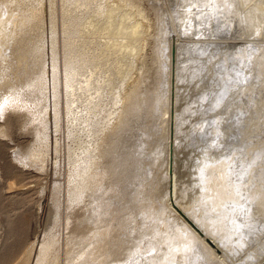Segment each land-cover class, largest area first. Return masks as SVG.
<instances>
[{
  "label": "rangeland",
  "instance_id": "1",
  "mask_svg": "<svg viewBox=\"0 0 264 264\" xmlns=\"http://www.w3.org/2000/svg\"><path fill=\"white\" fill-rule=\"evenodd\" d=\"M88 1H91L90 6L87 4ZM134 1L135 0H133L134 4L132 5V2L130 3L128 0H116L117 3L121 2V9L118 10L117 13L123 12V10H126L127 12H125L127 14L136 12L137 15H135V17H132V20H134L135 18L144 19V23H147V25H152V27L148 29L149 32L145 33L142 39L137 42L138 45L140 43H143V41L145 40L144 42H146L149 46H147L148 48L144 51L146 53L147 60L146 68L147 70L150 69V73H153L152 70L154 67H152L151 65L153 64L152 61L155 58V53L160 60H163L161 52L164 46V41L168 40V42H170L169 40L178 38L179 40L177 42L182 46L180 50L182 52L180 58V66L182 68H184V66H187V70L186 72H184L181 68L178 71V74L179 76H183V74L186 73L188 74L187 77L181 79L182 81L180 82V85L182 87V92L186 95L189 94V97L188 99H181L177 114L181 113L182 110L186 109L187 107H192L196 100L202 99L206 95L208 96L209 94H211L215 96L216 92L221 94L223 91H225V87H222V85L225 86L224 82L226 79L224 77L221 78L220 74L215 71L219 67H224L225 65L229 64V70H231V72H236L237 75L241 77V80L239 81V88H235L233 91V93L236 92L237 94L236 99L227 101L225 102V104L223 103L220 107L216 108V110L210 111L207 114L202 115L203 112H200L197 116V120L193 123V125L198 127L205 126L207 125V122L214 123V121L219 120L221 116H224L225 118H229L232 122L238 120V122L235 123L234 128L239 126L240 130L237 131L238 133L234 132V139H232V141L228 144L224 142V135L221 138V141L218 143H213L212 141L204 142V145H200L197 148L198 155L195 156V159L201 156L202 150L205 149L208 143L211 144V146L209 147L217 146V144L220 143L222 144L223 147L221 148V150L217 152L216 156L212 157H215L218 162L224 160L225 156L231 155L234 148L241 147L242 144L240 143L243 139H247L248 142L251 143V148H254V146L257 147L259 145L261 147H264V0L234 1L237 3L235 6L236 8L234 6V8L231 7V11L228 10L231 13H228L233 16L234 19H236L234 20L236 21V23H230L232 24V30H236L237 34L229 30L227 31L226 28L218 29L217 25L223 20V23H225L226 19L228 18V15L225 14L227 12L223 13L225 15L224 18H222L221 12L219 11V13H217L219 9L216 12V16L218 15L219 20L212 19L211 21L209 20L211 19L210 17H204L205 22L203 24H207L210 27L212 26L213 30L208 29V32L206 31L207 33L198 32L201 19L200 17L202 15L196 16L195 25L192 23L190 27L187 26L189 27V29L185 26V22H188V18L184 17L185 13L188 14V10L192 9V7L196 8V11H200L199 9H201V7H197V5L201 6L204 0ZM116 2H112L111 0H0V23L4 21L7 22V25H9L10 27L16 28L15 21L17 20V18L26 16L29 24L25 26V30L22 32H24L25 37H27L25 39V45L27 43L29 46L30 44H32L30 48L31 51H25V53L29 55L26 54L27 56L24 58L22 57L21 61H19L15 56L10 55V53H12L10 49L11 43L18 37L17 31H15L14 28V31H11L8 36L10 45L5 44L6 49H2L3 52L0 50L3 55H8L7 65L4 66L5 70L0 73V76L1 74H3V76L0 78L2 81H0V264H24L26 263V258L29 259L28 264H37L42 244L45 239H49L48 237L52 234L56 236L58 242L55 250L52 252V255L48 258L49 260H44L43 264H75L80 259L86 261V264H136V262H138L137 264H150L152 263V259H146L143 262L136 260V262H130L129 259L133 257L132 254L142 252L146 248L151 247L152 243H155V241L158 240L157 235L160 236V239L172 238L174 237L173 233L179 235L180 232L184 230V226L181 225V223H179L178 221H174L173 216L167 217V212L161 205V202H163V197H155L153 203H150V200H148L149 203L144 200L143 203L141 202V204H138V206L133 209H131V207L128 208L127 206L123 207L122 203L124 202L126 204L127 201L122 200V203L119 202L120 205L117 203L111 207V214H108L109 216H107L108 221L106 222V224L110 227H114L115 222L118 221L119 218L120 220H122V218L124 217L128 218L129 215L131 217H134L135 220L138 221L136 225V229H138L136 231L140 230V232H143L148 228V232L150 234L149 237L145 235H138V237L131 235V224L127 222V219V226L123 230L118 229L120 231H114L113 228H110L111 234L109 238L105 239L106 245L103 255H92L93 259H86L89 253L87 252L86 254H84V251L89 247V249L93 251L99 244V239L97 238L99 237L100 232H98L99 234L97 235V231H100V227L98 226L95 230H93V228H95L96 226L93 227L92 224V226L90 225L92 227L90 229L96 234L93 232H88L86 235H76V231L74 230V228H77L78 226L79 229H82V227H84V225L88 222H86L84 217L78 218V220H76L72 224H70L69 221V215L72 210V208L70 207L73 202L71 200L72 193H70V177L71 169L74 168L72 165L73 159L71 158V148L74 146L73 137L75 136V131L78 128V126L75 125V122H77L78 120L80 122L81 118L85 119L86 112V114L92 116L93 118L91 122L94 124H92L93 127H88L86 122L87 120L85 119L86 124L80 122L81 124L79 130L87 136L93 133L95 141L96 138L99 140L102 134V136H104L106 132L108 133V129L119 122L120 119L118 117V119L115 121V116V118L108 117L106 115L105 106L107 105L106 103L109 104V102H113V100L111 99H113L114 97V93L116 91L115 88L119 83H121L120 81L125 76L119 74L120 77L118 78L116 70V67L120 65L122 66V64H120L119 62L121 60V54L115 56L113 63V65L115 64V66H106L100 60L101 57H103V52L101 51L102 49L97 48V50L92 51L91 48H88L89 43H96L98 41L103 43L106 42L105 37L108 38V36H105L106 34L103 35L100 33L91 35V33H89L91 31L88 30V28L91 27V21L95 19V17L98 20L102 19L103 15L108 12V9L115 6ZM226 3L228 4V2ZM229 3V5L232 4L230 1ZM218 4L220 5V3ZM248 7H253V9H255V14L250 16L249 19L251 20H247L244 25L241 19L242 15L241 13H239V11L245 10ZM39 9H41L42 16L40 17L41 19L36 21L33 11L37 12V10ZM232 10L234 11L232 12ZM93 11L94 13H92ZM238 13L241 16L238 15ZM76 20H78L79 22ZM80 20L82 23L80 22ZM32 21H35L33 22L32 26L38 23L35 27H38L37 31L34 30L31 26ZM75 29H77V32L74 31ZM86 29L88 32L87 34H84ZM221 32L223 35H221ZM167 33H169L168 39ZM78 34H80V36ZM86 39H93V41L90 40L89 42V40ZM76 42L83 44V48L87 45V48L86 50H84L85 48L83 50L81 49V61L80 59H78V61H75L73 64L75 66H72V70L70 69L68 72L65 68L67 66L66 45L68 43ZM40 43H44L43 46ZM256 43L259 44L257 45L258 48L252 50L251 46H255ZM25 45L23 49L25 48L26 50V47L28 48L29 46ZM40 45L44 50H41L42 52L38 54V52L40 51ZM202 45L205 48H203ZM192 48L196 50L195 52L198 57H204L203 59H201V61L204 62V60H206L204 69L202 72H198V76H192V72H196L194 71V68L197 65L196 62H200V60L195 61L194 58H192ZM1 52L0 57L2 55ZM83 52L85 53V56H83ZM204 52L205 54L202 55ZM86 53H88V55L90 56H88ZM93 53L96 55H94ZM38 55H40L41 61ZM86 55L88 56V59ZM42 56H44L45 59ZM246 56L248 58H251V67L244 65V57ZM96 59L98 60V65L103 64L100 66V68L98 67V65L96 67V64H92ZM42 60H45V63ZM82 60L84 61V63L86 62V60H88L89 63H87L86 70L80 73V71L78 72V70L76 71V69L74 68L78 65H81V63L84 64ZM123 61H125V59ZM40 62H42L43 65H41ZM38 63L39 65L43 66L42 69L39 65H37ZM136 66L137 72H140V69L143 68V62H141L140 60V62H138ZM32 67L35 71H33ZM37 68L39 69V72ZM145 70L146 69H144L141 73H144ZM121 72L122 70L119 71V73ZM150 73L146 75L147 79H145L147 80V82L143 79L137 91L138 94H142L144 95V97L150 96L152 98L151 99L149 97L150 103L148 102V104L150 105L152 103L151 105L156 106V114H154V120H151V122L148 121V125H142L140 121L143 122V118L134 121L139 129L141 128L140 133L142 134V137L148 136V134L152 132L150 126H152L153 128L154 126H156V124L158 123L157 118L165 113L166 108L163 100H155L156 102L153 103V97L156 95L155 91L157 92L158 89H155V91L153 92V85L151 80L152 75H150ZM175 73L174 80L176 79ZM254 74L259 75V79H256ZM4 83L9 84V86ZM254 83H256V85H254ZM39 86H41V88ZM158 86L163 87L162 85ZM9 87L18 89V94H15L14 96H11L10 94L8 95V92L11 89ZM191 87L194 88L191 89ZM221 87L223 88V90ZM25 90L26 93L27 91L30 92L37 90V93L39 92V95L37 94L36 96L44 95V99L43 101H41L40 106L45 111V117L49 125L48 133L45 135V139L49 138L47 139V141L49 140V151H47L48 154L43 151L45 153L44 156L46 155V157L43 158L41 156L42 158H39L38 156H36V158H33V165L27 164V157L25 156L29 154L32 148L36 150H42V147H44V145L42 146V144L36 141V129L38 130L40 128V120H37V122L35 121V124L33 123L32 125L30 119L33 118V112L30 111V109L26 108L25 110L24 108V110H20L19 112L18 110H13L16 104L21 101L22 96H20V94L24 96L23 93L25 92L23 91ZM238 91L240 92V94ZM101 92L103 94L107 93L108 95H103ZM148 92L150 95L148 94ZM158 92L161 94V89H159ZM99 95L101 98H104L101 99ZM106 96L107 98H105ZM108 96L112 98H109ZM104 99L105 102H103ZM31 100L32 101L26 100V102H28V106L33 110V107L37 106L38 101H36V99L34 98H32ZM144 105L142 107L147 108L145 103ZM37 108L40 109V107ZM139 113L141 115V113L146 114L147 112L145 109L142 108L141 110V107H139ZM95 116H97V118ZM106 116L108 119L106 118ZM76 117L79 119H77ZM38 118L39 116H37V119ZM98 121H101V123L97 124ZM26 122L28 123V125ZM133 123H131L130 125H132ZM178 124H180V119H178L177 122V127H180V125ZM41 129L42 128H40L39 130ZM152 133H154V135ZM152 133L151 134L153 137H157L155 136L156 133H158L157 131L153 130ZM230 133L233 132L230 131ZM226 135L227 137H229L227 133ZM179 136H181V140L184 139V141H182L181 143L184 147L185 144L189 141L190 137L182 138V135ZM212 136L213 135H210L209 138H215V136ZM56 143L58 145L57 147L55 145ZM157 144L158 142L154 143V146H151L152 149H150L149 152L152 153ZM94 145L92 146V149H100L101 145L102 148L104 147L106 150L109 149L107 145L105 146L104 140H101L98 145ZM85 147H87V145ZM102 148L99 151H101ZM87 155L88 153L86 150L80 158V162H77V164L75 163V169L77 170V173H79L80 169L82 170L86 168V163H88V160H86ZM186 157L181 158V161H179V168L184 167L183 163H185ZM259 161H261V159ZM24 162L25 164H23ZM195 162L198 164L200 160L197 159ZM97 163L98 165H96L95 168L96 174H99L100 171L102 172L103 170H105V175H100L97 177V179H101V182L105 184L107 188V197H110V195L113 193V189L117 188L116 186H118L119 184H122L123 179H125V177L127 178L128 176L125 175V173L122 174V169L119 172L118 169H115L117 174H115V171L110 172L109 167L105 165V162H103L102 159H98ZM197 164H190L187 162L186 169L188 174L183 177L185 179H183L182 177V179L179 178V180L181 181L179 193H181V190H183V188L187 184H189V175L190 179H195L196 177L201 176L200 174L202 172L199 173L198 176L195 172L199 171L203 166L201 167V165L199 166ZM109 165L110 167L115 168L114 165ZM41 166H43L44 168L42 169ZM143 167L146 168L147 165H144ZM89 169H92L91 165L90 167H88V170ZM206 170L210 169H205V171ZM145 178L149 181L150 179H152V175L146 173ZM56 186L57 188L59 186L58 189L60 195L58 196V200H60V210L57 211V213H54L56 208L55 202L57 200L56 193H54ZM257 187L258 186H256L255 188ZM159 189L160 191L158 193L160 194H158V196H161L163 194L164 187L160 186ZM197 200H199V202H197ZM182 201H184L183 205L187 207V209H198V206H196V204L202 203L203 199L201 198L200 194H193V196L188 200ZM214 201L215 199L204 204H208V208H212L211 204ZM87 206H89V204ZM125 208L128 211L125 210ZM241 208H244L243 204H241ZM133 210H135V213L132 212ZM214 210V208L211 209L213 214L215 213ZM255 210L256 209H254L252 212V219H254L255 223L259 224L260 226L262 225L261 223L264 222H262V220L259 222L258 219L262 218L261 216L255 217ZM83 211L85 212V210H81L80 213H84ZM123 213L128 214L124 216ZM130 222L133 223L132 221ZM163 224L167 225L166 229L162 228L161 230V228L159 229L155 226H161ZM87 238L88 240H86ZM128 240H135L136 242H134L133 245H130V242H128ZM86 246L88 248H86ZM144 247L146 248L144 249ZM251 249L257 250V252H251L258 253L260 258L259 260L253 262L250 258L251 256L247 254L248 252H245L241 256L238 255L236 258H232L231 260L227 261V263L230 262L231 264H240L246 262L247 260H250L249 262L251 264H263L264 233L262 234V237H260V239H256V241L252 242ZM114 250H121L122 256L118 258L117 256H114ZM196 250L197 248H195L193 252ZM160 254H163V251H161ZM190 256L191 257L189 258L191 259L192 256H194L193 253H190ZM166 257L169 258L168 256ZM166 257L164 256V259L162 260L157 259V264H164ZM104 259L106 263L103 262ZM88 261H90V263ZM208 264H210V262H208Z\"/></svg>",
  "mask_w": 264,
  "mask_h": 264
},
{
  "label": "bare ground",
  "instance_id": "2",
  "mask_svg": "<svg viewBox=\"0 0 264 264\" xmlns=\"http://www.w3.org/2000/svg\"><path fill=\"white\" fill-rule=\"evenodd\" d=\"M111 1L116 2V0H111ZM128 1L130 3L132 2L131 3L132 5L134 4L133 0H128ZM229 1L232 3L231 5H229L230 4ZM234 1L235 0H204L201 6L197 5V7H201V9H199L200 11H196V8L192 7V9L188 10V14L185 13L184 17L188 18V22L187 21L185 22V26L190 27L192 23L195 25L196 16L202 15L200 17L201 19H200V25H199L198 32L205 33L208 29L213 30L212 26L210 27L207 24H203L205 22L204 17L205 16L210 17L211 19L209 20L211 21L212 19L219 20L218 15L216 16V12L219 9L217 13H219L220 11L222 14L221 15L222 18H224V15L226 14L228 15V18L230 19H228L226 16L228 20L226 19L225 23H223L224 20L221 21L217 25L218 29L226 28L227 31L229 30L237 34L236 30L235 31L232 30L233 29L231 28L232 24L230 23V22L236 23V21H234L236 19H234V17L229 14L231 13L230 12L231 7L233 6L235 7L237 4ZM90 2L89 1L87 2L89 6H90ZM226 2H228V4ZM120 3L116 2L114 6L115 8L114 7L109 8L108 12L106 11L107 13L103 15L102 19L98 20L95 17V19H93L92 21L90 20L92 23L90 24L91 27L88 28V30L91 31L89 33H91V35L100 34V33L103 35L106 34L105 36H108V38L105 37L106 42L103 43V42L98 41L96 43L93 42L90 44L89 43L90 40L93 41V39H90V40L86 39V40H89L88 48H91L92 51L97 50V48L102 49L101 51L103 52L102 53L103 57H101L100 60L106 66H109V65L115 66V64L113 65L114 58L115 56H118L121 54V60L119 59L120 60L119 62L120 64H122V66L120 65L121 69H120V66L116 67V70H117L118 78L120 77L119 74H121L122 76L123 75L125 76L121 81L119 79L122 85L121 83H119L117 87L115 88L116 91L114 93V97L113 99H111L113 100V102L112 103L109 102V104L106 103L107 105L105 106L106 115L108 117L115 116L116 117V118L114 117L115 121L119 117L120 118L119 122L116 123L117 125L115 124L112 127L110 126L111 128L108 129L109 132L108 133L106 132L104 136H102L103 135L102 134L99 140L95 137L96 140L94 141L93 133L92 134L90 133L91 135L87 136L83 132H80L79 130V127L81 124L80 122H83L84 124L85 121L87 120L86 122H87L88 127L89 126L93 127L94 125L91 122L93 117L90 116L89 114H86L87 113L86 112L85 113L86 120L84 118H83L84 120L81 118L80 122L79 120L75 122L76 123L75 125H77L78 128L75 131V136L73 137L74 146L71 148L72 149L71 158L73 159L72 165L74 168L71 169V177H70V184H71L70 193H72L71 200L73 201L70 207L72 208L70 215H69L70 224L74 223L80 217H84L86 222H88L86 224L84 223L85 225L84 227H82V229H79L78 226L77 228H74V230L76 231V235H80V234L86 235L88 232L89 233L93 232L90 229L92 228L91 227L92 224H93V227L96 226L95 228H93V230H95L98 226L100 227L99 228L100 231H97V235L99 234L98 232H100L99 237L97 238L99 239V244L97 245V248H95V250L93 251L89 249L90 247L88 248L86 246V248L88 249L85 248L86 250L84 251V254H86L87 252L89 253L86 259H93L92 255H97V256L103 255L105 245H106L105 239L109 238L111 234L110 228H113L114 231L118 229L123 230L127 226V222L131 224V227H130V230L132 233L131 235H134L136 237H138V235H141V236L145 235L149 237L150 234L148 232L149 231L148 228L145 229V231L143 232H140V230L136 231L138 229V228L136 229V225L138 221L135 220L134 217H131L129 215H128V218L124 217L122 218V220H120L119 218L118 221L115 222L114 227L113 226L110 227L109 225H107L106 224V222L108 221L107 216H109L108 214H111V207L113 205L117 203L119 204V202L122 203V200H123V201H127L126 204L124 202L122 203L123 207L127 206L128 208L131 207V209H133V208H136L138 204H141V202L143 203L144 200H146L147 202L148 200H150L151 201L150 203H153L155 197H163L162 198L163 202H161V205L164 207L165 211L167 212V215H168L167 217L173 216L174 221L176 220L179 223H181V225L184 226V230H182L179 235L173 233L174 237L172 238L160 239L159 238L160 236L157 235L158 240L155 241V243H152L151 247H148V248L144 247V249L145 248L146 249L143 250L142 252L132 254L133 257L129 259L130 262L132 261L134 262L142 261L143 262L146 259H152V263L150 264H157V259L162 260L164 259V256L165 257L168 256L169 258L167 257H166L167 259L165 258L164 264H208V262H210V264H231L230 262L227 263V261L231 260L232 258H236L238 255L241 256L245 252L246 253L248 252L247 254L251 256L250 258L253 262H255L256 260H259L260 259L259 254L255 253L257 252V250L251 249V245H252V242L256 241V239H260V237H262V234L264 233V223H261L262 225L260 226L259 224L255 223L254 219H252V216H253L252 212L254 209H256L255 217L261 216L262 218H259L258 220L259 222L261 220L262 222H264V147H261L260 145L259 146L256 145L257 147L254 146V148H251L252 147L250 145L251 143H249L247 139H243L242 142L240 143L242 144L241 147L234 148L231 155L225 156L224 160H222L221 162H218V160H216L215 157L214 158L212 157L216 156L217 152L221 150V148L223 147L222 144L220 143V144H217V146L209 147L211 146V144L208 143L205 149L202 150L201 156L195 159V156L198 155L197 148L200 145L201 146L204 145V142L212 141L213 143H218L221 141V138L224 135L225 137L224 142L228 144L229 142L232 141V139H234V136H235L234 132H237L240 130L239 126L234 128V125L235 123L238 122V120H235L234 122H232L229 118H225L224 116H221L219 120L214 121V123L207 122V125L205 126L198 127V126L193 125V123L197 120V116L199 115L200 112H203L202 115L207 114L210 111L216 110V108L220 107L223 103L225 104V102L227 101H232L236 99L237 94L236 92L233 93V91L235 88H239V83H240L239 81L241 80L240 79L241 77L238 76L236 72H231V70H229V66H230L229 64L225 65L224 67H219L215 71L218 74H220L221 78L224 77L226 79L224 82L225 86L222 85V87H225L224 88L225 91H223L221 94L216 92L215 96L211 94H209L208 96L206 95L204 96V98L196 100V102H194L192 107H187L186 109L182 110L181 113L177 114L181 99H186V98L188 99L189 97V94L186 95L185 93L182 92V87L180 85V82L182 81L181 79L184 77H187L188 74L187 73L183 74V76L182 75L179 76L178 74V71L182 68L180 66V58L182 54L180 50L182 46L180 43L177 42L179 39L174 38V39L169 40L170 42H168V40L164 41V46L161 52L163 60H160L156 56V53H155V58L152 61L153 64L150 62L152 64L151 66L154 67L152 70L153 73H150L149 72L150 69L147 70L146 68L147 60H146V53L144 51L149 46L146 42H144L145 40L143 41V43H140L138 45H137V42L142 39L145 33L149 32L148 29H150L152 25L151 24L147 25V23H144V19L135 18L134 20H132L131 18L137 15L136 12L127 14L126 13L127 11L123 10V12L117 13V11L121 9ZM218 3H220V5ZM254 10L255 9H253V7L252 8L248 7L245 10L239 11V13H241L242 15L241 19L244 25L247 22V20H251L249 18L250 16L255 14ZM35 11H36V8H35ZM35 11L33 12L35 15V20L37 21L41 19L40 17L42 16L41 15L42 13H41V9L37 10V12ZM233 11L234 10H232V12ZM224 12H227V13L223 14ZM92 13H94V11ZM239 13L238 15H240ZM28 22L29 21L27 20L26 16L17 18V20L15 21V25H16V28L14 27L15 29L7 25V22L2 21L0 23V50L2 51V49L4 48L6 49L5 44L10 45V40L8 38L9 33L14 30L17 31L18 37L15 40H13L11 43L10 49L12 53H10V55L15 56L19 61H21L22 57L24 58L27 55H29L25 53V51L27 50L31 51L30 48L32 44H30L29 46L27 42H26L27 43L26 45H28L29 47L28 48L26 47V50L25 48L23 49L25 45V39L27 37H25L24 32L22 31L25 30L24 28L27 24H29ZM33 22L35 21H32L31 26ZM37 24L32 26L33 29L36 31L38 30V27L35 28ZM189 27L187 28L189 29ZM29 30H32V29H29ZM76 30L77 29H75L74 31ZM87 32L88 31L86 29L84 34H87ZM78 35L80 36V34ZM167 35H168L167 36V39H168L169 33H167ZM221 35H223L222 32H221ZM43 44L44 43H42L41 45L43 46ZM41 45L39 48L40 51L39 50H38L39 52L37 51L38 54L42 52L41 50H44L42 49ZM257 45L259 44L256 43L255 46H251L252 50H255L256 48H258ZM86 46L84 47L85 48L84 49L83 44L78 43V42L68 43L66 45V55H67L66 64L67 66L65 68L68 72L72 68V66H75L73 65L74 62L82 58L80 54H82L83 49L86 50L87 48ZM192 51H193L192 52L193 55H191L192 58H194L195 61L200 60L199 63L196 62L197 65L194 68V71L196 72L195 73L192 72V76L194 75L198 76L197 75L198 72L200 73L203 71L204 64H206L205 62L206 60H204V62L201 61V59H203L204 57L202 56L198 57V55L195 52L196 50H194L193 48H192ZM86 54L88 55V53ZM89 54H90V51H89ZM204 54L205 52L202 55ZM2 55L0 57V73L5 70L4 66L7 65V62H8V55L7 54H4L3 56ZM87 55L86 57L88 59V56L90 55L88 56ZM83 56H85V53ZM38 57L40 58V55H38ZM42 57L45 59L44 56ZM124 59L125 61H123ZM244 59H245L244 65L250 66L252 63L251 58H248L246 56L244 57ZM140 60L141 62H143V68L140 69L141 70L140 72H137L136 65L138 64V62H140ZM40 61H41V58H40ZM80 61H79V64H80ZM89 61H90V57H89ZM89 61L86 60V62L84 63V61L82 60L84 64L82 63L81 65L77 64L78 66H76L75 68L73 67V68L76 69V71L78 70V72L80 71L81 73L84 70H86L87 63H89ZM97 62H98L97 59L94 61V63H92L91 61L92 64L94 65L96 64V67L98 65ZM40 63L41 65H43L42 62ZM37 65H39V63ZM41 65L39 66L42 69L43 66ZM101 65L99 64L98 67L100 68ZM32 69L33 71H35L33 67ZM144 69H146L144 73H141ZM121 70L122 72L119 73V71ZM182 70L186 72L187 66H184ZM38 72H39V69H38ZM148 72L150 73V75H152L151 80H152V85H153L152 86L153 92L155 91V89L156 90L158 89V91L159 89H161V94L158 91H157L158 93L155 91L156 95L153 97L154 98L153 99L154 101L152 100L153 103L156 102L155 100L158 101L160 99V100H163L164 105H166L165 113L159 116V118H157L158 123L156 124V126H154V128L150 126L152 132L153 130L158 132L155 135L157 137H153L152 134L154 135V133L152 132H151L152 134L150 133L148 134V136L142 137V134L140 133L141 128L139 129V127L134 122L140 118L141 119L143 118V122L140 121L142 125L143 124L148 125V121L151 122V120H154V114H156V106L151 105L152 103L150 104L151 106L148 104L151 97L150 96L144 97V95L138 94V91H137L143 79L147 82L146 75L149 74ZM174 73L176 74L175 80H174L175 78ZM2 76L3 74H1L0 78ZM254 76L256 79H259L258 78L259 75L254 74ZM256 83H254V85H256ZM4 84H7V83H4ZM7 85L9 86V84ZM158 85H162L163 87H159ZM39 87L41 88V86ZM193 88L191 87V89ZM23 92H25L23 93L24 96L20 94V96H22L21 101L20 102L18 101L19 103L16 104L13 110H18L19 112L20 110H24V108L25 110L26 108L30 109V111L33 112L32 113L33 118L30 119L32 122V125L33 123L35 124V121L37 122V120L38 121L40 120L39 124H40V128H42L41 130H39L40 128L38 130L36 129L37 131L36 141L42 144V146L44 145V147H42V150H36L32 148L29 154L25 156L27 157L26 158L28 162L27 164L33 165L34 164L33 158H36V156H38L39 158H42V157L44 158L46 157V155L44 156L45 154L44 152L47 153V151H49L48 149L49 140L47 141V139L49 138L45 139L46 137L45 135L48 133L49 125L45 117V111L40 106L41 101H43L44 99V95L42 94L43 96H36L37 94L39 95V92L37 93V90L30 91V92L27 91V93L25 90ZM9 94L11 96L12 95L14 96L15 94L17 95L18 89L11 88L8 92V95ZM110 96L108 97L112 98ZM32 98L38 101L37 106L33 107V110L28 106L27 104L28 102H26V100L32 101L31 100ZM105 98H107V96ZM33 102H30V103H33ZM103 102H105V99ZM144 103L146 104L147 108L142 107ZM37 107H40V109H38ZM139 107H141V110L142 108L145 109L147 113L146 114L141 113L140 115ZM3 115H6V114H3ZM37 116H39L38 119H37ZM95 117L97 118V116ZM178 119H180V124H178L180 125V127L178 126L179 130L177 127ZM100 123L101 121H98L97 124H100ZM131 123L133 124L130 125ZM153 125H154V122H153ZM151 130H148V131H151ZM230 131L233 133H230ZM226 133L229 135V137H227ZM179 135H182V138L190 137L189 141L185 144L184 147L181 144L182 141H184V139L181 140L180 139L181 136ZM210 135H213L212 137L215 136V138H209ZM101 140H104L105 146L107 145V147L109 148L107 149L108 151L104 147L102 148L101 147L102 145L100 146V149L102 148L101 151H99L100 150L99 148L92 149V146L94 144L98 145V143H100ZM156 142H158V144L153 149V152L152 153L149 152L150 149H152L151 146H154V143ZM55 145L56 147L58 146L57 143ZM86 145L87 147H85ZM86 150L88 153L86 157V160H88V163H86L85 169H82V170L80 169L79 173H77V170L75 169V163L77 164V162H80V158L82 157V155L84 154ZM183 157H186L185 163H183L184 167L179 168L178 166L179 161H181V158ZM98 159H102L103 162H105V165L109 167L110 172L115 171V169H118V172H119L122 169V172H123L122 174L125 173V175L128 176L127 178L125 177V179H123L122 184H119L118 186H116L117 188L113 189V193L110 195V197H107V188L105 184L101 182V179H97L98 176L105 175L104 174L105 170L102 171L103 173L100 171L99 174L98 173L96 174L95 168H96V165H98L99 163V162L97 163ZM197 159L200 160L198 164L195 162ZM260 159L261 161H259ZM187 162L190 164H197L199 166L201 165V167L203 166L205 169H210V170L205 171V169L202 167L203 169L201 168L199 171L195 172L197 173V176L199 175V173L202 172L200 174L201 176L196 177L195 179H190V175H189V184H187L183 188V190H181V193H179L180 182H181L179 178L181 177L183 178L185 175L188 174L187 169H186ZM23 164H25V162ZM89 164L91 165L92 169L88 170V167H90ZM109 164L114 165L115 168L110 167ZM144 165H147V167L146 168L143 167ZM41 168L43 169L44 167L41 166ZM146 173H149L152 175V179H150L149 181L145 178ZM115 174H117L116 171H115ZM160 186H163L164 189H163V194L161 196L160 195L158 196V194H160L158 193L160 191L159 189ZM256 186L258 187L255 188ZM55 188L56 189L54 193H56L57 200L55 202L56 208L54 207L55 211L54 209L53 211L54 213H57V211L60 210V200H58V196L60 195V192L58 189L59 186L58 188L57 186ZM193 194L194 195L200 194L203 201L202 203L196 204V206H198V209H193V208L187 209V207L183 205L184 201L182 200H185V201L188 200L190 197L193 196ZM179 198L182 200H180ZM128 199H129V202H128ZM214 199L215 201L211 204L212 208H208V204H204L207 202H211ZM199 200H197V202H199ZM87 203L89 204V206H87L88 205ZM241 204H243L244 208H241ZM213 208L215 209L214 214L211 211V209ZM81 210H85V212L83 211L84 213H80ZM125 210L127 209L125 208ZM134 211L135 210H133L132 212ZM127 214H124V216ZM130 221H132L133 223H131ZM155 226L158 227L159 229L161 228V230L162 228L166 229L167 227L166 224H163L161 226L159 225H155ZM48 238L49 239L47 240L45 239V241L42 244L41 251H40V254L37 260L38 261L37 264H43L44 260L46 261L52 255V252L56 248V245L58 242L56 236L52 234ZM86 240H88V238ZM128 242H130V245H133L134 242L136 241L128 240ZM195 248H197V250L193 252ZM161 251H163V254H160ZM251 251H255V252H251ZM113 252H114L113 255L117 256V258L122 256L121 250L120 251L114 250ZM190 253H193L194 255L192 256L191 259L189 258L191 257ZM249 261L250 260H247L246 262L240 263V264H251ZM88 262L90 263V261ZM103 262L106 263L105 259L103 260ZM28 263H29V259L26 258V263L24 264H28ZM137 263L138 262H136V264ZM75 264H86V261H84L83 259L82 260L80 259Z\"/></svg>",
  "mask_w": 264,
  "mask_h": 264
}]
</instances>
